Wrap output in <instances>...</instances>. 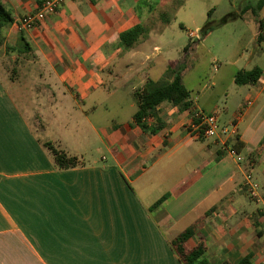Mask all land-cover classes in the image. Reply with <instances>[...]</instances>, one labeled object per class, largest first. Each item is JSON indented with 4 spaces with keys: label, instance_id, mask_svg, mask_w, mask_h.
Listing matches in <instances>:
<instances>
[{
    "label": "crops",
    "instance_id": "0c3cea01",
    "mask_svg": "<svg viewBox=\"0 0 264 264\" xmlns=\"http://www.w3.org/2000/svg\"><path fill=\"white\" fill-rule=\"evenodd\" d=\"M1 1L12 21L0 33L10 67H0V264H182L170 242L188 227L185 247L201 244L199 260L264 264V44L239 54L234 70L215 69L191 110L156 105L161 127L151 133L133 119V92L167 69L182 81L191 39H201L196 26L178 58L163 57L181 35L162 14L180 0H68L23 30L13 20L41 0ZM135 25L147 33L124 49L120 33ZM253 66L258 80L235 84ZM193 110L234 129L197 135ZM235 136L239 164L220 150ZM45 142L80 163L58 168ZM247 174L258 199L247 195Z\"/></svg>",
    "mask_w": 264,
    "mask_h": 264
},
{
    "label": "rangeland",
    "instance_id": "374dc122",
    "mask_svg": "<svg viewBox=\"0 0 264 264\" xmlns=\"http://www.w3.org/2000/svg\"><path fill=\"white\" fill-rule=\"evenodd\" d=\"M152 2L154 0H151ZM181 4H176L175 10L170 9L164 11L170 16L172 28L180 33V39L176 44L171 45L165 50V58L176 59L181 53L182 46L189 42L187 32L193 31L196 26L201 29L206 23L211 26V29L206 32L201 39L193 37L191 40L197 46L192 49L191 55L186 59L182 69L183 85L189 91L191 97L197 94L209 92L212 87L210 81L219 71H232L235 67L230 63L238 58L239 54H249L252 48H256L258 43L255 42V33L257 31V23L254 21V15L248 10L239 16V11L245 3L255 6L257 0H182ZM176 2V1H175ZM144 4L138 5V11H144ZM161 11L155 10L149 16V20L161 19L159 16ZM258 18L264 19V6L256 13ZM208 20V21H207ZM179 24H182L181 28ZM200 40V41H199ZM264 44V41L261 42ZM175 49H178L177 51ZM259 66L263 62L256 61ZM157 65H163V58L158 57L155 60ZM5 65V69H9L6 60L0 61V67ZM244 67L252 66L251 60L242 63ZM239 65V64H238ZM223 73V72H222ZM226 85V84H225ZM219 89V88H218ZM203 97V96H202ZM99 156V155H97ZM247 195H250L249 190L245 187ZM262 197L264 195L262 194Z\"/></svg>",
    "mask_w": 264,
    "mask_h": 264
},
{
    "label": "trees",
    "instance_id": "16d2710c",
    "mask_svg": "<svg viewBox=\"0 0 264 264\" xmlns=\"http://www.w3.org/2000/svg\"><path fill=\"white\" fill-rule=\"evenodd\" d=\"M181 2L182 0H180L178 4H181ZM263 6L264 0H257L255 6H252L247 2L239 11V16L243 15V13L248 10L254 15V19L257 23V33L255 37L256 43L264 41V22L255 14L258 10L263 8ZM162 16L166 18V21L170 20L167 13H163ZM11 21L12 18L9 12L5 9L2 1L0 0V33L3 25ZM210 29L211 26L206 23L199 32L203 36ZM146 33L147 30L141 25H135L122 31L120 33V42L122 47L124 49L131 48L139 37L145 36ZM24 47L29 50L27 43H25ZM184 49H186V47H184ZM261 74L262 69L259 66H253L250 69H239L234 75V82L237 85L253 84L258 80ZM133 97L137 103V110L133 114V119L143 131L151 133L156 132L161 127V123L154 113L155 106L159 103L168 102L177 107L179 110L192 109V101L190 100L189 91L183 85L178 72H174L171 69H167L164 77L161 79L156 81L148 79L142 88L133 92ZM152 115L155 117L156 124L154 126H149L145 123V119ZM43 145L49 149L52 154L54 164L60 169L74 167L80 163L75 156H68L63 151L54 148L49 142H45ZM232 146L236 149V151H241L242 143L239 141L237 136L234 137ZM160 200H158L155 204H157ZM192 231L193 227H188L175 237L170 244L182 264H208L206 261L198 259L204 250L201 244L193 249H187L185 247V241L191 235Z\"/></svg>",
    "mask_w": 264,
    "mask_h": 264
},
{
    "label": "built area",
    "instance_id": "2783aa9c",
    "mask_svg": "<svg viewBox=\"0 0 264 264\" xmlns=\"http://www.w3.org/2000/svg\"><path fill=\"white\" fill-rule=\"evenodd\" d=\"M68 0H41L36 9L28 14L21 15L13 20V24L18 30L30 29L38 26L48 15L54 13L64 2ZM192 122L190 128L197 135L208 137L216 136L218 133L225 135L230 134L234 129V124L230 128L219 125L218 118L215 113H206L201 110H193L191 112ZM220 150L234 158L237 164L243 161V155L228 142L227 139H222L220 142ZM245 184L248 187L251 196L258 199L256 193V185L250 182V175H246ZM261 213L264 216V207L261 208Z\"/></svg>",
    "mask_w": 264,
    "mask_h": 264
}]
</instances>
